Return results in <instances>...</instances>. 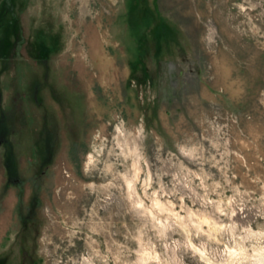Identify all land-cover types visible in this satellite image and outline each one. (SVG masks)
I'll use <instances>...</instances> for the list:
<instances>
[{"label": "rangeland", "instance_id": "1", "mask_svg": "<svg viewBox=\"0 0 264 264\" xmlns=\"http://www.w3.org/2000/svg\"><path fill=\"white\" fill-rule=\"evenodd\" d=\"M263 254L264 0H0V264Z\"/></svg>", "mask_w": 264, "mask_h": 264}, {"label": "trees", "instance_id": "2", "mask_svg": "<svg viewBox=\"0 0 264 264\" xmlns=\"http://www.w3.org/2000/svg\"><path fill=\"white\" fill-rule=\"evenodd\" d=\"M164 29H167V27L165 25H161L158 28L156 27V33L158 32V35H161V33L164 31Z\"/></svg>", "mask_w": 264, "mask_h": 264}, {"label": "bare ground", "instance_id": "3", "mask_svg": "<svg viewBox=\"0 0 264 264\" xmlns=\"http://www.w3.org/2000/svg\"><path fill=\"white\" fill-rule=\"evenodd\" d=\"M93 46H94V44H92ZM96 46V45H95ZM260 256H262V255H260ZM262 257H264V254H263V256ZM261 258V257H260Z\"/></svg>", "mask_w": 264, "mask_h": 264}]
</instances>
